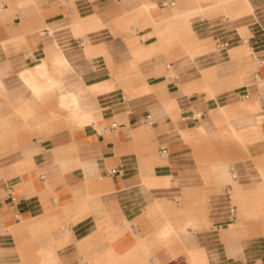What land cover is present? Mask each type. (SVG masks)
I'll return each instance as SVG.
<instances>
[{
	"label": "crops",
	"instance_id": "obj_1",
	"mask_svg": "<svg viewBox=\"0 0 264 264\" xmlns=\"http://www.w3.org/2000/svg\"><path fill=\"white\" fill-rule=\"evenodd\" d=\"M0 264H264V0H0Z\"/></svg>",
	"mask_w": 264,
	"mask_h": 264
},
{
	"label": "bare ground",
	"instance_id": "obj_2",
	"mask_svg": "<svg viewBox=\"0 0 264 264\" xmlns=\"http://www.w3.org/2000/svg\"><path fill=\"white\" fill-rule=\"evenodd\" d=\"M59 63H60L59 61H55V62H54V67L57 68ZM69 67H70V66L68 65V66H66L64 69H67V70H68ZM37 68L39 69L40 67H37ZM36 76L40 77V74L37 73ZM52 82H53V83H57V81H55V80H52ZM53 83H52V84H53ZM53 86L55 87V85H53ZM76 95H77V100H80L81 97H82V93H77Z\"/></svg>",
	"mask_w": 264,
	"mask_h": 264
},
{
	"label": "built area",
	"instance_id": "obj_3",
	"mask_svg": "<svg viewBox=\"0 0 264 264\" xmlns=\"http://www.w3.org/2000/svg\"><path fill=\"white\" fill-rule=\"evenodd\" d=\"M160 155L164 158V157H167V155H168V150L166 149V148H162L161 150H160ZM112 174H115L116 173V171H112L111 172Z\"/></svg>",
	"mask_w": 264,
	"mask_h": 264
}]
</instances>
